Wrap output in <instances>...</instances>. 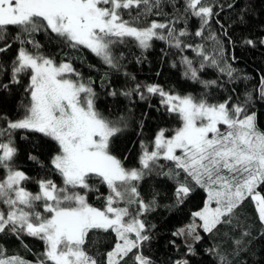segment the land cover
<instances>
[{
	"label": "snow or ice",
	"instance_id": "snow-or-ice-1",
	"mask_svg": "<svg viewBox=\"0 0 264 264\" xmlns=\"http://www.w3.org/2000/svg\"><path fill=\"white\" fill-rule=\"evenodd\" d=\"M253 22L260 35L237 44L234 29ZM154 41L175 50L178 60L169 66L198 85V95L137 81L115 51L134 44L142 63ZM237 46H264V0H0V234L29 252L25 237L43 244L33 260L0 245V264H155L146 248L156 225L146 217L178 211L200 194L202 206L172 232L180 254L170 264H264V73L249 88L252 77L234 66ZM84 49L108 69L99 78L106 96L129 105L158 96L178 119V127L139 141L137 166L114 152L132 109H100L96 80L75 67L85 65ZM209 70L214 75L206 78ZM111 73L122 74L125 86L113 87ZM18 93L13 118L2 109ZM138 126L140 135L144 121ZM20 132L27 134L26 160L43 176L18 164ZM147 180L155 183L145 198ZM93 194L101 206L90 202ZM205 235L215 243L201 248ZM92 236L94 252L87 247Z\"/></svg>",
	"mask_w": 264,
	"mask_h": 264
},
{
	"label": "trees",
	"instance_id": "trees-1",
	"mask_svg": "<svg viewBox=\"0 0 264 264\" xmlns=\"http://www.w3.org/2000/svg\"><path fill=\"white\" fill-rule=\"evenodd\" d=\"M177 3L179 4L180 0H177ZM221 19L226 20L227 15L225 14V16H222ZM196 26L197 21L192 20V30H195ZM214 27L218 26L214 25ZM259 35L260 33L255 28V22H253V24L247 28H236L233 32V38L237 41V44H239L241 36H250L255 38ZM37 38L40 39L42 43H47V40L43 35H39ZM162 49L164 51H168V56H164ZM46 51H57V49L49 46L46 48ZM115 51L117 54L120 52L124 53L126 57L124 60L126 70L135 75L137 81L146 83H159L160 85L164 86L166 90L169 88H174L181 94H185L187 92H193L197 95L199 94L200 89L198 85H192L190 81L183 80L179 68L174 69L169 66L173 60H178V56L176 55L175 50H168L162 41L153 42V47L144 53L146 59H144L142 63L136 62L137 58L141 57V50L135 47L134 44L121 45L117 47ZM231 51V46H229V52L231 53ZM12 53H15V46L12 49ZM81 54L86 63L85 65H82L77 62L75 67L79 71L83 72L85 77L92 76L93 79L96 80L97 92L101 94L100 100L98 101V106L100 109L106 112L112 110L120 111L123 110L125 106L131 107L132 109L131 113L129 114V119L131 122L130 127L124 136L121 137L120 141L114 144V152L121 158L124 156L128 157V159L125 161L126 166H137L136 157L137 153L139 152V141L141 139L150 140L160 128L172 129L178 127V119L175 116H169L163 111V109L160 107V98L158 96L152 97L147 101H140L138 98H134V103L131 105H129L128 101L123 97L113 99L112 97L106 96L104 94L105 90L99 86V78L104 72L108 71L107 67L86 49L82 50ZM234 54L238 58L234 66L242 69L244 73L252 77V80L248 82V87L251 88L257 83L259 76L264 73V46H258L257 48H241L237 46L234 49ZM187 55L191 57L193 56V53L188 52ZM88 63L95 65L99 70L89 71V69L86 67V64ZM158 71L161 73L159 76L156 75ZM213 75L214 74L212 71L209 70L206 78H211ZM110 81L113 87L120 88L125 86V77L122 74L111 73ZM26 82L27 81L25 78V83ZM213 96L218 99H223L225 94L214 93ZM20 98L21 93H18L15 99H13L11 103L6 104L2 110L15 118V105ZM149 105H151V107H149ZM157 109L160 110L157 111ZM260 111L264 112V109H260ZM145 114H147L146 118ZM140 120L144 121V127L142 133L137 135V133L141 132L138 126ZM260 125L262 128H264V115H261L260 117ZM24 135L27 134L20 132L16 136V140L20 147L18 164L29 175L38 178V173L39 176H43L44 173L39 171L35 166L26 160V152L29 145L27 141L21 139V137ZM0 175H2V172H0ZM53 178L59 182L58 177ZM153 183H155V181L147 180L141 185V192L145 198L149 197L151 185ZM27 187L33 192L38 190L34 183H29ZM101 191L106 190L101 188ZM201 195L202 194L191 198L178 211L168 212L164 209H158L155 213H152L146 217L150 224L156 225V228L153 230V239L151 240L150 245L146 248V254L152 257V259L155 261V264H170V261L180 254L177 252L176 248L170 244V241L174 239L172 237V232L190 222L191 212L202 206ZM90 202L97 207L102 205V201L97 200L95 194L90 196ZM245 208L250 215L253 213V209L250 205L246 204ZM202 235L204 234L202 233ZM95 239H97V237L92 236L87 245V247L92 252L95 251V246L93 245V241ZM110 242L111 241L109 240L105 246L110 247ZM24 243L27 244L32 251H27L22 246L20 240H18L16 237L0 234V245H3L4 249L6 250V254L9 256L21 255L28 260H33L35 259V254L43 250L42 242L32 238L25 237ZM213 243H215L214 239L211 236L205 235L204 241L200 247L206 248ZM176 245H182V241L180 239H176ZM180 251H183V247H181ZM203 259L209 260L210 258L204 257Z\"/></svg>",
	"mask_w": 264,
	"mask_h": 264
}]
</instances>
